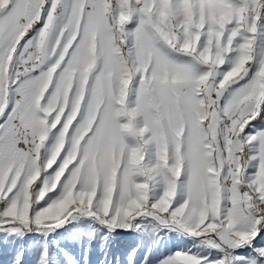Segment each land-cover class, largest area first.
I'll list each match as a JSON object with an SVG mask.
<instances>
[{
    "label": "snow or ice",
    "instance_id": "snow-or-ice-1",
    "mask_svg": "<svg viewBox=\"0 0 264 264\" xmlns=\"http://www.w3.org/2000/svg\"><path fill=\"white\" fill-rule=\"evenodd\" d=\"M0 245L264 264V0H0Z\"/></svg>",
    "mask_w": 264,
    "mask_h": 264
},
{
    "label": "rangeland",
    "instance_id": "rangeland-1",
    "mask_svg": "<svg viewBox=\"0 0 264 264\" xmlns=\"http://www.w3.org/2000/svg\"><path fill=\"white\" fill-rule=\"evenodd\" d=\"M126 117H121L120 118V121L123 123V122H126ZM141 118H138V120H140ZM125 139H126V141H128L130 138L129 137H127V136H125ZM4 246H2V245H0V248H3ZM7 251H10L11 250V244H9L8 246H7V249H6ZM0 260H2L3 261V264H7V260H8V257L7 256H3V257H0Z\"/></svg>",
    "mask_w": 264,
    "mask_h": 264
}]
</instances>
